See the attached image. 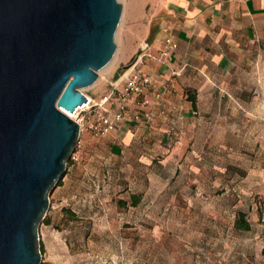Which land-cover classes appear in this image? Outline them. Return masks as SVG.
Segmentation results:
<instances>
[{"label": "rangeland", "instance_id": "rangeland-1", "mask_svg": "<svg viewBox=\"0 0 264 264\" xmlns=\"http://www.w3.org/2000/svg\"><path fill=\"white\" fill-rule=\"evenodd\" d=\"M156 2L120 0L112 64L83 94L107 92L149 43ZM228 117L241 122L215 118L178 148H141L147 161L112 150L110 134L80 132L39 227L41 264H264V122Z\"/></svg>", "mask_w": 264, "mask_h": 264}, {"label": "water", "instance_id": "water-1", "mask_svg": "<svg viewBox=\"0 0 264 264\" xmlns=\"http://www.w3.org/2000/svg\"><path fill=\"white\" fill-rule=\"evenodd\" d=\"M120 0H0V264H41L39 227L77 145L83 90L116 53Z\"/></svg>", "mask_w": 264, "mask_h": 264}, {"label": "crops", "instance_id": "crops-1", "mask_svg": "<svg viewBox=\"0 0 264 264\" xmlns=\"http://www.w3.org/2000/svg\"><path fill=\"white\" fill-rule=\"evenodd\" d=\"M154 16L151 50L161 48L164 28L177 48L166 59L147 62L151 84L138 101L146 100L143 108L152 117L132 120L139 108L132 103L127 119L110 133L112 150L147 161L141 148H178L215 118L223 129L241 122L231 114L264 122V0H157ZM127 61L123 56L119 63Z\"/></svg>", "mask_w": 264, "mask_h": 264}, {"label": "built area", "instance_id": "built-area-1", "mask_svg": "<svg viewBox=\"0 0 264 264\" xmlns=\"http://www.w3.org/2000/svg\"><path fill=\"white\" fill-rule=\"evenodd\" d=\"M162 46L153 52L147 41H143L133 61L115 80L109 83V90L93 99L84 94L87 101L72 113V120L78 125L80 132L88 131L94 137H103L113 131L127 119L132 103L139 106L131 119L141 122L151 119L150 112L144 110L146 100L138 101L151 84L146 67L149 61L163 60L176 50L177 43L168 28L162 30Z\"/></svg>", "mask_w": 264, "mask_h": 264}, {"label": "trees", "instance_id": "trees-1", "mask_svg": "<svg viewBox=\"0 0 264 264\" xmlns=\"http://www.w3.org/2000/svg\"><path fill=\"white\" fill-rule=\"evenodd\" d=\"M192 101L194 102V99H192ZM134 198H135V197H134ZM137 200H138V199L135 198L134 205L137 203ZM242 218H243L242 215H240V218H239V220L237 221V227L240 228V229H248V225H247L244 221H241ZM47 224H48V222H47Z\"/></svg>", "mask_w": 264, "mask_h": 264}, {"label": "bare ground", "instance_id": "bare-ground-1", "mask_svg": "<svg viewBox=\"0 0 264 264\" xmlns=\"http://www.w3.org/2000/svg\"><path fill=\"white\" fill-rule=\"evenodd\" d=\"M112 64V62L110 63V65ZM109 65V66H110ZM68 117H72V114H70V113H68V112H65V111H63Z\"/></svg>", "mask_w": 264, "mask_h": 264}]
</instances>
